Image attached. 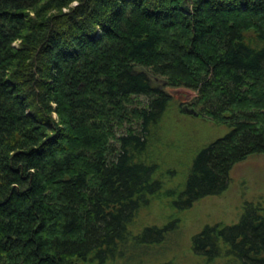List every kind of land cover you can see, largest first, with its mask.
<instances>
[{"label": "trees", "instance_id": "16d2710c", "mask_svg": "<svg viewBox=\"0 0 264 264\" xmlns=\"http://www.w3.org/2000/svg\"><path fill=\"white\" fill-rule=\"evenodd\" d=\"M227 127L162 189L149 151L169 97ZM264 154V0H0V264H175L171 223L131 230L223 193ZM204 264H264V207L205 226Z\"/></svg>", "mask_w": 264, "mask_h": 264}, {"label": "rangeland", "instance_id": "374dc122", "mask_svg": "<svg viewBox=\"0 0 264 264\" xmlns=\"http://www.w3.org/2000/svg\"><path fill=\"white\" fill-rule=\"evenodd\" d=\"M154 79V84L170 101L159 124L160 140L154 150L149 151L148 158L156 166L155 174L160 177L162 189L175 191L185 180L196 153L228 130L225 125L198 116L192 106L194 98L185 100L188 93L193 92L191 89L167 86L164 79ZM167 201L166 197L150 200L138 211L131 230L137 232L145 226L161 227L171 223L176 230L174 247L161 261L175 257V264H204L190 252L194 235L207 225L237 223L245 204L264 207V154L251 155L237 163L230 172L227 189L219 195L199 199L184 211L173 210Z\"/></svg>", "mask_w": 264, "mask_h": 264}, {"label": "water", "instance_id": "95a60500", "mask_svg": "<svg viewBox=\"0 0 264 264\" xmlns=\"http://www.w3.org/2000/svg\"><path fill=\"white\" fill-rule=\"evenodd\" d=\"M187 88V87H186ZM189 89V88H188ZM193 91V90H192ZM173 92H175V91H173ZM178 92V91H177ZM176 93V92H175ZM197 96V93H195V91H193V92H189L188 93V96L185 98V100L186 101H188V100H191L192 98H195Z\"/></svg>", "mask_w": 264, "mask_h": 264}]
</instances>
